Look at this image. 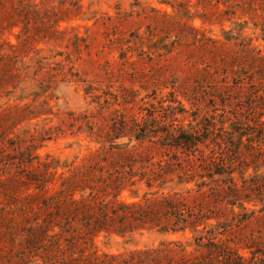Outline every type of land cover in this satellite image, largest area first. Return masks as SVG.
<instances>
[{"label": "rangeland", "instance_id": "374dc122", "mask_svg": "<svg viewBox=\"0 0 264 264\" xmlns=\"http://www.w3.org/2000/svg\"><path fill=\"white\" fill-rule=\"evenodd\" d=\"M257 52L264 55V0H0V264H36L35 154L67 171L99 147L97 134L112 118L146 117L151 106L167 115L161 106L177 101L187 112L176 123L195 126L211 111L209 80H220L218 68L230 69L231 81L232 71L256 68ZM184 90L197 95L187 99ZM130 189L120 199L154 190L143 181ZM260 214L226 233L246 257L245 241L264 245ZM192 243L190 230L144 228L100 232L61 253L66 264L70 255L75 264H109L110 255L161 247L192 258Z\"/></svg>", "mask_w": 264, "mask_h": 264}, {"label": "trees", "instance_id": "16d2710c", "mask_svg": "<svg viewBox=\"0 0 264 264\" xmlns=\"http://www.w3.org/2000/svg\"><path fill=\"white\" fill-rule=\"evenodd\" d=\"M257 54H250L256 68L248 64L247 70L232 71L231 81L230 69L218 68L220 80H209L211 111L195 126L176 123V115L187 112L177 101L179 106H161L167 115L151 106L146 117L112 118L97 134L99 147L67 171L57 173L59 160L35 154L29 226H34L36 264H66L64 247L100 232L124 236L144 228L190 230L195 255L140 249L127 257L110 255L109 264H264L259 241L244 242L246 257L239 253L240 241L226 238L227 230L258 212L264 222V55ZM182 95L194 99L197 93ZM192 105L201 110L199 103ZM137 146H145L144 154L138 155ZM140 181L154 189L149 197L120 199ZM130 191L137 197L136 189Z\"/></svg>", "mask_w": 264, "mask_h": 264}]
</instances>
